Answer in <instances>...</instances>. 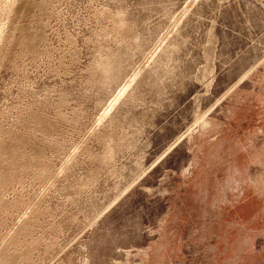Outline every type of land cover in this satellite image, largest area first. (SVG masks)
<instances>
[{
  "label": "rangeland",
  "instance_id": "rangeland-1",
  "mask_svg": "<svg viewBox=\"0 0 264 264\" xmlns=\"http://www.w3.org/2000/svg\"><path fill=\"white\" fill-rule=\"evenodd\" d=\"M11 5L0 264H264V0Z\"/></svg>",
  "mask_w": 264,
  "mask_h": 264
},
{
  "label": "bare ground",
  "instance_id": "bare-ground-1",
  "mask_svg": "<svg viewBox=\"0 0 264 264\" xmlns=\"http://www.w3.org/2000/svg\"><path fill=\"white\" fill-rule=\"evenodd\" d=\"M6 1H8V0H0V8H1V6H3V9H4V11L8 8V7H12L13 5H11V6H9V4L13 1V0H9L8 2H6ZM6 2V3H5ZM5 3V4H4ZM14 7V6H13ZM10 14V13H9ZM2 18L3 17H1L0 16V35H1V30H2V28L4 27V25H3V21H5V20H2ZM4 19V18H3ZM112 107V106H111Z\"/></svg>",
  "mask_w": 264,
  "mask_h": 264
}]
</instances>
